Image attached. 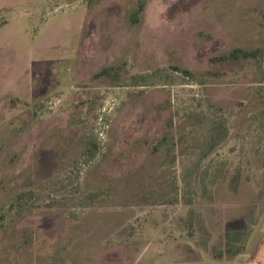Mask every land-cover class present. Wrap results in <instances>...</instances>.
<instances>
[{
    "label": "rangeland",
    "instance_id": "1",
    "mask_svg": "<svg viewBox=\"0 0 264 264\" xmlns=\"http://www.w3.org/2000/svg\"><path fill=\"white\" fill-rule=\"evenodd\" d=\"M140 1L0 0V264H264V0Z\"/></svg>",
    "mask_w": 264,
    "mask_h": 264
},
{
    "label": "trees",
    "instance_id": "2",
    "mask_svg": "<svg viewBox=\"0 0 264 264\" xmlns=\"http://www.w3.org/2000/svg\"><path fill=\"white\" fill-rule=\"evenodd\" d=\"M144 5L145 2L144 0L140 1L138 10L132 14V20L137 21V18L139 15L143 12L144 10ZM258 57V52L257 51H243L241 49H234L232 50L228 55L222 56L218 58L216 61L218 62H229V61H240L243 59H249V58H257ZM106 70H104L101 74H106ZM240 232H234V233H229L227 234L226 238V252L230 253L232 252L233 246L238 240ZM235 255V254H234Z\"/></svg>",
    "mask_w": 264,
    "mask_h": 264
}]
</instances>
